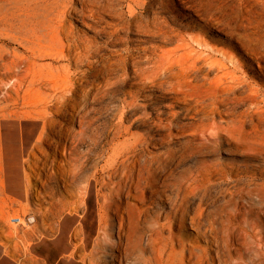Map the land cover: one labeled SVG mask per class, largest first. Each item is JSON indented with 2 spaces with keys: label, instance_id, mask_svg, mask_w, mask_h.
Wrapping results in <instances>:
<instances>
[{
  "label": "rangeland",
  "instance_id": "374dc122",
  "mask_svg": "<svg viewBox=\"0 0 264 264\" xmlns=\"http://www.w3.org/2000/svg\"><path fill=\"white\" fill-rule=\"evenodd\" d=\"M66 3L71 11L63 17ZM82 6L85 16L78 20ZM122 21L129 25L110 36L111 25ZM146 27L163 29L170 41ZM177 32L190 46L171 51L181 42ZM191 50V57L180 58ZM162 51L182 60L171 71L190 66L181 78L191 79L192 87L184 93L169 86L178 79L163 76L152 85L133 73ZM86 94V119L99 140L90 171L96 181L84 204L54 219L44 211L50 197H32L24 209L18 200L26 201L28 154L43 125L24 112L35 109L30 104L37 97H63L60 111L53 103L37 109L50 104L48 120L77 131L80 117L69 113ZM127 102L133 104L123 111ZM131 142L138 143L135 154L143 163H153L143 170L162 193L146 190L153 211H169L165 195L174 196L183 184L190 208L201 205L223 228L225 251L213 264H264V0H0V256L21 264H111L118 253L110 240L118 241L114 208L126 199L109 198L104 208V195L123 179L120 159L113 170L108 165ZM69 183L78 191L76 181ZM61 184V195L70 199ZM17 215L21 223L12 220ZM196 236L188 222L186 237Z\"/></svg>",
  "mask_w": 264,
  "mask_h": 264
},
{
  "label": "bare ground",
  "instance_id": "6f19581e",
  "mask_svg": "<svg viewBox=\"0 0 264 264\" xmlns=\"http://www.w3.org/2000/svg\"><path fill=\"white\" fill-rule=\"evenodd\" d=\"M70 11V6L66 3L63 17ZM89 12L91 15L94 14L93 9L89 10ZM129 12L133 14L132 9ZM79 14L76 18L78 20L85 16L83 6ZM128 25L129 23L127 21L118 22L111 25L112 29L107 31V33L113 36ZM138 29L143 31L142 26H139ZM144 31L151 36L161 35L164 42H168L171 39L170 34L163 29L156 30L146 27ZM71 32V30H68V36ZM102 32H105L104 28ZM175 35L179 37V41L181 42L171 51L186 49L190 46L186 37L181 32H177ZM199 44L203 45L200 42ZM192 51L181 55L180 58L186 56L191 57ZM147 60L150 66L144 69H135V72H133L137 73L138 77L143 79L144 83L158 85L161 82V77L165 76L169 79H178L177 82L169 85L178 89V91L184 93L187 88L192 87L191 79L188 77L181 78L188 70L190 71V66L171 71L175 65H178L177 62L182 60L173 59V54L170 51L158 53L153 61L149 57H147ZM201 60H203L202 53L196 57L193 64L196 66V63ZM193 64L192 70L195 67ZM5 100H7L6 97ZM43 103L56 104L58 105L55 108L56 111H60L61 107L66 103V99L63 97L56 98L54 96L37 97L30 104L35 109L24 112L26 117L42 119L43 125L40 134L31 146V151L28 154L30 158V162L28 163L30 172H25L26 201L23 203L18 200V202L26 209L29 207L32 197L37 199L50 197L51 201L47 202L49 206L44 211H51V218L54 219L65 211H75L84 204L88 190L91 188L93 182L96 181V173H91L90 171L95 167L93 156L99 139L97 131L92 128V122L86 119L88 111L87 94L83 101L77 105L78 107H75V113H69L72 119L77 118V116L80 117V128L77 131L72 129L71 126H65L57 120H48L49 113L47 108L50 104L37 109ZM132 104V102H127L123 107V111L130 109ZM6 107H3V110H6ZM115 138L116 136H113L112 139ZM137 144V142H131L125 146H120L108 165V170H113L115 163L120 159L119 163L122 165L123 179L120 180L116 187H113L109 194L104 195V208L108 209L110 207L111 202H109V198L117 197L120 199L123 196L126 199L125 203L118 200V203L115 204L114 212L118 220V241L114 243L112 239L110 240L112 245L118 250V253L111 255L110 263L213 264L215 258L221 261V255L225 251V243H223L224 241L220 235L223 228L218 226L215 220L210 219L206 215V211L201 208V205L197 209L192 210L190 208L187 189L184 188L183 184L177 187V192L174 196L165 195L171 204L169 211H153L152 205L147 204L145 193L148 188H150L153 194L158 196L160 194L162 195V193L158 191L154 182L151 183L149 177L147 178L145 175L144 168H152L153 163L151 161L148 164L143 163L141 154H135ZM84 146L87 149L82 151L81 148ZM60 154L64 157L63 159L57 158ZM111 174L106 176L109 181H103L102 184L104 186L110 183ZM70 179L77 182L78 191L69 189ZM33 180L43 187L44 192L32 183ZM60 181L62 182L61 187L69 191L70 199H66L61 195L60 189L56 186V184H60ZM9 198L5 195L2 196L1 204L6 205ZM131 198L141 203V206L131 203ZM5 215L4 217L7 220L9 217L7 212ZM161 217L163 221H161ZM12 220H17L19 223L23 221L19 215L13 217ZM107 221H109L108 217ZM188 222L191 228L195 230L197 234L196 238L186 237V225ZM110 224L108 225L110 226ZM78 231L76 229V232ZM109 236H111L110 233H107L106 237L108 239L110 238ZM198 239H203L207 243V246L199 244L200 241ZM226 247L228 250L230 249L228 243ZM211 252L215 253V256H212Z\"/></svg>",
  "mask_w": 264,
  "mask_h": 264
},
{
  "label": "crops",
  "instance_id": "0c3cea01",
  "mask_svg": "<svg viewBox=\"0 0 264 264\" xmlns=\"http://www.w3.org/2000/svg\"><path fill=\"white\" fill-rule=\"evenodd\" d=\"M18 257L11 256L7 253L1 254L0 256V264H21L20 262H17ZM39 258L44 259V257L40 256Z\"/></svg>",
  "mask_w": 264,
  "mask_h": 264
}]
</instances>
